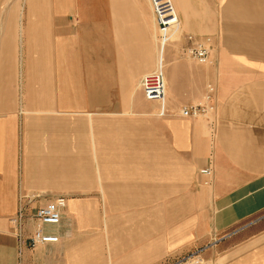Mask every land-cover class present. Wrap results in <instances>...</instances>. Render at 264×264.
I'll return each mask as SVG.
<instances>
[{
  "label": "crops",
  "instance_id": "0c3cea01",
  "mask_svg": "<svg viewBox=\"0 0 264 264\" xmlns=\"http://www.w3.org/2000/svg\"><path fill=\"white\" fill-rule=\"evenodd\" d=\"M87 1L0 0V264H163L198 250L264 264V0H172L179 26L162 54L148 0L124 17ZM116 12L126 37L112 59ZM187 33L210 38V63L174 45ZM160 57L162 116L136 88ZM208 84L213 109L182 116ZM59 195L61 221L44 228L58 241L32 247L28 215Z\"/></svg>",
  "mask_w": 264,
  "mask_h": 264
},
{
  "label": "built area",
  "instance_id": "2783aa9c",
  "mask_svg": "<svg viewBox=\"0 0 264 264\" xmlns=\"http://www.w3.org/2000/svg\"><path fill=\"white\" fill-rule=\"evenodd\" d=\"M157 23V45L160 54L165 52V48L175 41L169 39V32L179 26V19L175 11L172 0H148ZM182 51L192 60L198 63H210L211 49L208 45L210 38H200L191 33L182 36ZM164 59L160 57L158 65L151 72L143 75L139 80V89L142 91L145 99L156 101L159 103V115H165L167 109L165 107V83H164ZM214 86L208 84L203 100L180 109V114L185 117H197L205 115L213 109L212 97ZM204 175H210L209 168H202L199 171ZM66 205L65 196L59 195L54 200L33 208L28 215L35 223L33 232L29 235V243L33 247L38 244L55 243L58 241L56 234L46 232L45 226H54L60 223L62 209ZM27 207L22 205L19 207L15 217L11 219L15 227L17 235H21L22 221L27 216L25 214ZM199 250L185 257L172 262L163 264H210L199 255Z\"/></svg>",
  "mask_w": 264,
  "mask_h": 264
},
{
  "label": "rangeland",
  "instance_id": "374dc122",
  "mask_svg": "<svg viewBox=\"0 0 264 264\" xmlns=\"http://www.w3.org/2000/svg\"><path fill=\"white\" fill-rule=\"evenodd\" d=\"M75 1H76V4H79V5H84L86 6L87 4H89V1L87 0H78V3H77V0H74V5H75ZM96 4L97 5H100V6H103L104 4V0H96ZM112 4L117 7L118 9V5L119 7L122 6V10L120 9V11L123 12V17L126 15V7L127 9H129V7L132 5V0H112ZM116 9V11H117ZM54 16V15H53ZM70 18L72 17V14L69 15ZM114 18L116 19V21H113L111 22V54H112V59H118L116 54H117V50H118V45H117V38L118 37H121V38H125L126 37V33H125V30H119V26H118V20L119 18H117V12L116 14H114ZM67 20V19H66ZM68 20H71V19H68ZM123 21H125L126 19L123 18L122 19ZM99 23L101 24L102 22V18H100L99 20ZM115 22V23H114ZM101 30H93V33H94V36L95 37H98L100 36L101 37ZM116 38V39H115ZM173 39V38H172ZM182 43V35H180V40L178 42H176L174 45H178L180 46V44ZM153 44L156 46L157 45V37L154 38V41H153ZM172 44V43H171ZM153 47V46H152ZM158 47V46H157ZM151 49V44H148V45H145L144 44V48H143V56L145 54L146 49ZM157 50V48H156ZM115 58H114V57ZM158 65V64H157ZM154 69V68H153ZM145 72H143L144 74ZM137 78V77H136ZM119 75H118V72H117V69L115 72L112 71V76H111V82L112 84L113 83H116L118 84L119 83ZM138 79V78H137ZM140 79V78H139ZM95 80L98 82V84L100 86H102V84L104 83V78L103 77H98V78H95ZM139 82V81H138ZM136 88H138V83L136 85ZM180 259V258H179ZM205 260H208L210 262V264H215V260L214 258H212V260L209 258H205Z\"/></svg>",
  "mask_w": 264,
  "mask_h": 264
},
{
  "label": "bare ground",
  "instance_id": "6f19581e",
  "mask_svg": "<svg viewBox=\"0 0 264 264\" xmlns=\"http://www.w3.org/2000/svg\"><path fill=\"white\" fill-rule=\"evenodd\" d=\"M170 39V38H169ZM164 83H165V78H164ZM138 88H139V82H138Z\"/></svg>",
  "mask_w": 264,
  "mask_h": 264
}]
</instances>
